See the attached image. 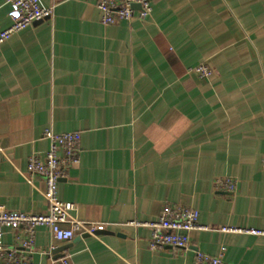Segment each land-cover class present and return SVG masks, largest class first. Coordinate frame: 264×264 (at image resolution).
Here are the masks:
<instances>
[{"label": "crops", "instance_id": "crops-1", "mask_svg": "<svg viewBox=\"0 0 264 264\" xmlns=\"http://www.w3.org/2000/svg\"><path fill=\"white\" fill-rule=\"evenodd\" d=\"M99 0H40L53 16L0 45V205L45 213V183L27 173L47 130L79 131L80 162L59 183L93 234L56 241L38 227L5 230L26 264H264V0H153L145 19L103 24ZM13 6L0 0V32ZM206 63L208 78L192 68ZM236 191L217 189L219 178ZM166 206L196 208L208 230L186 249H152ZM52 247H55L52 250Z\"/></svg>", "mask_w": 264, "mask_h": 264}, {"label": "built area", "instance_id": "built-area-1", "mask_svg": "<svg viewBox=\"0 0 264 264\" xmlns=\"http://www.w3.org/2000/svg\"><path fill=\"white\" fill-rule=\"evenodd\" d=\"M13 6L11 25L0 32V45L14 34L29 25L44 21L53 16L54 7H43L40 0H6ZM135 5H139L134 7ZM98 8L103 24H115L121 21H131L133 18L145 19L153 11V0H99ZM199 77L208 78L213 69L206 63L192 68ZM45 136L50 142L49 149L44 154L33 153L28 159L27 173L36 174L43 178L45 189L43 197L47 203L45 213H27L24 211L9 210L0 205V264H26L25 255L19 249L6 247L3 237L5 230L10 228L17 231L24 228L27 237L21 243L23 247L34 244L38 227H47L56 241L72 240L76 234H93L97 230L94 223H85L72 212L76 205L61 200L59 183L66 178L71 167L80 162V133L68 131L55 133L47 130ZM264 165V157H263ZM217 189L225 187L228 191H236V180L232 177L217 179ZM199 211L190 206H166L155 220H135L128 224L146 226L151 229L149 245L152 249L172 247L186 249L190 244V235L195 230H208L199 222ZM224 232H240L251 235L264 236V229L222 227ZM55 247H52L54 250ZM224 248L216 255L203 251L196 252L195 264H224ZM52 264H72L68 258Z\"/></svg>", "mask_w": 264, "mask_h": 264}, {"label": "water", "instance_id": "water-1", "mask_svg": "<svg viewBox=\"0 0 264 264\" xmlns=\"http://www.w3.org/2000/svg\"><path fill=\"white\" fill-rule=\"evenodd\" d=\"M137 6H139V5H135L134 7H137Z\"/></svg>", "mask_w": 264, "mask_h": 264}]
</instances>
